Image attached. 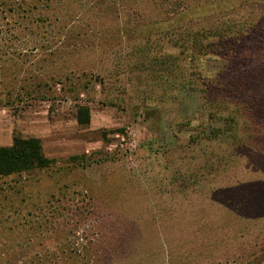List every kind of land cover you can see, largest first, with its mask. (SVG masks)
<instances>
[{"label": "rangeland", "instance_id": "obj_1", "mask_svg": "<svg viewBox=\"0 0 264 264\" xmlns=\"http://www.w3.org/2000/svg\"><path fill=\"white\" fill-rule=\"evenodd\" d=\"M17 135L0 264H264V0H0Z\"/></svg>", "mask_w": 264, "mask_h": 264}, {"label": "trees", "instance_id": "obj_2", "mask_svg": "<svg viewBox=\"0 0 264 264\" xmlns=\"http://www.w3.org/2000/svg\"><path fill=\"white\" fill-rule=\"evenodd\" d=\"M214 32L220 34V31ZM81 110L87 114L86 108ZM83 118L87 120V117ZM84 119L78 118L77 122L84 123ZM50 164L51 160L44 155L38 138L17 135L13 136L9 146H0V177L47 168Z\"/></svg>", "mask_w": 264, "mask_h": 264}]
</instances>
